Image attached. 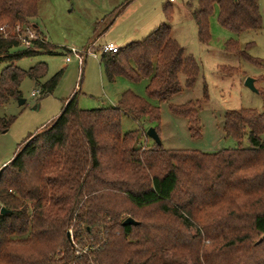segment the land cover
<instances>
[{
  "label": "trees",
  "instance_id": "1",
  "mask_svg": "<svg viewBox=\"0 0 264 264\" xmlns=\"http://www.w3.org/2000/svg\"><path fill=\"white\" fill-rule=\"evenodd\" d=\"M40 1L0 0V28L7 34L0 33V108L20 99L26 78L41 86L42 96L58 85L61 73L42 82L46 63L17 67L21 59L56 53L29 22L38 16ZM196 1L192 15L201 44L212 40L216 11L229 31L263 26L259 0ZM171 13L165 6L167 18ZM18 23L37 30L41 40L34 48L16 38ZM224 47L260 64L238 40ZM100 63L111 83L147 79L148 98L129 90L114 106L82 110L71 96L59 116L22 142L0 172V206L9 210L0 214V264H264V113H226L224 132L237 148L203 153L144 145L143 125L154 124L159 134L160 107L150 100L161 103L182 92L181 76L191 89L200 64L167 22L142 41L103 53ZM258 93L264 103V89ZM205 100L170 105L196 136ZM124 116L137 129L124 132ZM14 120L0 117V135ZM245 138L250 147H243ZM127 218L137 224L125 225Z\"/></svg>",
  "mask_w": 264,
  "mask_h": 264
},
{
  "label": "rangeland",
  "instance_id": "2",
  "mask_svg": "<svg viewBox=\"0 0 264 264\" xmlns=\"http://www.w3.org/2000/svg\"><path fill=\"white\" fill-rule=\"evenodd\" d=\"M128 3L119 15L120 8L127 4L126 0L40 1L38 16L29 22L38 23L42 37L46 41L48 39L56 53L21 59L17 67L29 70L38 63H46L49 72L43 83L61 74L58 85L46 96H42L41 92L33 96V93L40 91L41 86L30 78L24 79L20 99L26 100V103L21 104L20 99H12L0 108L1 118H15L11 127L0 135V172L15 157L25 139L60 115L65 101L71 96L76 95L82 110L114 106L120 95L129 90L148 98L147 79L134 82L118 78L113 83L107 80L100 63L103 54L100 47L112 41L119 47L142 41L164 22L172 28L181 47L200 64L201 75L191 89L185 87V77L181 76L184 90L168 101L158 103L150 100L153 105L160 107L161 119L156 126L159 127L162 146L168 150H197L203 153L239 147L236 141L225 135V115L240 109H257L264 113L261 94L246 86L247 79L254 78L257 90L264 89V0H259L262 28L241 33L229 31L220 26L216 11L211 18L212 40L206 44L199 41V32L192 15V10L197 6L196 0H130ZM165 6L172 10L170 18L165 15ZM229 40H238L242 50L260 64L228 53L224 45ZM90 46L97 58L88 54L83 64L74 56L72 61L66 60L71 48L85 55ZM192 100L206 101L199 113L201 131L198 136L192 134L186 118L176 116L170 110V105L186 104ZM153 126L148 123L142 126L144 133L141 142L144 145H155V141L147 135ZM137 127L138 123L132 117H123L124 132ZM243 147H250L247 138L244 139Z\"/></svg>",
  "mask_w": 264,
  "mask_h": 264
},
{
  "label": "built area",
  "instance_id": "3",
  "mask_svg": "<svg viewBox=\"0 0 264 264\" xmlns=\"http://www.w3.org/2000/svg\"><path fill=\"white\" fill-rule=\"evenodd\" d=\"M0 33L4 34L5 38L7 37L4 26L0 28ZM15 33H16V38L20 40L22 47L27 48V49L34 48V42L37 40H41V37H39L37 30L30 25H23L21 23H18V25L15 28ZM119 48L120 47L114 42L106 43L100 47L103 53L118 52ZM69 52H70V55L67 56L66 60L72 61V57L74 56L75 59H78L80 64H83L85 57L88 54H93L94 57L97 58V54L94 51H92V46H90L86 50L85 55L83 53H80V51H77L75 48H71ZM38 93H40V91L33 93V96H36Z\"/></svg>",
  "mask_w": 264,
  "mask_h": 264
},
{
  "label": "water",
  "instance_id": "4",
  "mask_svg": "<svg viewBox=\"0 0 264 264\" xmlns=\"http://www.w3.org/2000/svg\"><path fill=\"white\" fill-rule=\"evenodd\" d=\"M238 1L239 0H235V2H238ZM246 86L251 91L258 93V90L255 87V79L254 78H248L247 81H246ZM20 103L24 104V103H26V100L20 99ZM147 135L150 136L155 141V143H157L158 145H162L161 140H160V136H159L157 130L154 127L150 128L148 130ZM8 212H9V210H6L4 207L0 206V214L1 215H7ZM124 224L125 225H133V224H137V222L134 221L132 218H127L124 221ZM69 238H71V234H69Z\"/></svg>",
  "mask_w": 264,
  "mask_h": 264
},
{
  "label": "crops",
  "instance_id": "5",
  "mask_svg": "<svg viewBox=\"0 0 264 264\" xmlns=\"http://www.w3.org/2000/svg\"><path fill=\"white\" fill-rule=\"evenodd\" d=\"M171 1V0H170ZM35 22V24L38 26V28H39V25H38V23L36 22V21H34ZM41 31V30H40ZM47 42H48V39H47ZM112 42H114V41H112ZM112 42H110V43H112ZM49 43V42H48ZM115 43V42H114ZM116 105V104H115ZM5 165V164H4Z\"/></svg>",
  "mask_w": 264,
  "mask_h": 264
}]
</instances>
